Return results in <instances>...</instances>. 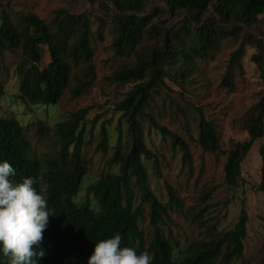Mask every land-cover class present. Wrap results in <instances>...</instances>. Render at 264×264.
<instances>
[{"label":"trees","instance_id":"obj_1","mask_svg":"<svg viewBox=\"0 0 264 264\" xmlns=\"http://www.w3.org/2000/svg\"><path fill=\"white\" fill-rule=\"evenodd\" d=\"M97 1L110 9L108 2ZM151 1L116 3L111 46L120 57L135 51L137 62L133 67L122 66L108 78L112 83L132 85L117 105L122 121L116 129L117 145L110 163L115 165L116 171L102 173L89 185L82 203H77L76 198L88 175L83 149L90 110L71 113L67 120L57 123V148L53 153L40 156L27 138L24 126L16 119L0 116V160H7L16 170L10 179L21 182L29 176L37 178L34 187L43 193L51 210L39 245L44 255L37 258V264H87L95 243L116 233L121 234V247L135 248L137 254L148 251L153 257L152 264H236L244 256L249 223L244 204L232 229L218 231L216 223L207 225L208 238L195 241L188 250L181 251L171 226V212L184 213L183 203L171 185L166 186L168 200L165 203L150 187L147 162L153 153L145 142L143 120L148 119L152 130L169 137L173 148L182 153L183 163L193 169L190 144L146 114L145 108L155 94L161 93L160 85L165 84L166 78L176 83L185 80L190 71L189 62L219 49L229 36L242 41L231 53L227 75L241 59L247 45L258 48L260 53L254 59L263 69L264 39L246 30L264 13V0H162L165 5H157L152 14H147L145 9ZM177 11L187 12L178 29L163 27L154 21L156 16ZM144 34L163 36L164 46L153 49L150 55L139 53L136 47ZM41 48L48 50L50 62L46 67L40 65ZM8 52L19 53L15 69L19 79L17 99L26 106L58 105L70 86L73 68L80 65L84 67V78L77 79L73 96L81 97L95 84L91 23L82 15L60 11L51 29L34 14L19 12L12 17L3 11L0 56ZM228 77L224 76L222 85L233 91L235 84ZM5 92V84L0 81V99ZM195 109L199 130L197 144L206 153L225 156L221 186L239 189L243 181L242 165L256 142L264 138V97L255 106L247 126L249 139L234 143L227 151L221 147L215 123L205 117L201 108L195 106ZM38 130L43 132L42 125ZM101 133L99 150L107 154L110 137L106 126H102ZM259 154L262 165L258 189L264 193V142ZM221 186L204 190L202 200L211 199ZM138 196L142 204L135 205ZM143 205L149 207L150 235L141 227ZM211 209L206 207L207 211ZM200 221L201 224L207 222L203 218ZM0 264H10V257L3 252H0ZM259 264H264V257Z\"/></svg>","mask_w":264,"mask_h":264},{"label":"rangeland","instance_id":"obj_2","mask_svg":"<svg viewBox=\"0 0 264 264\" xmlns=\"http://www.w3.org/2000/svg\"><path fill=\"white\" fill-rule=\"evenodd\" d=\"M122 0H103L110 9L104 8L97 0H0V15L3 11L15 17L19 12L34 14L51 29L57 22L58 13L68 10L71 14L89 18L91 23L92 46L94 49L93 66L95 84L92 88L75 98L72 94L77 79L84 78L82 65L73 68L69 88L56 106H26L17 99L19 79L16 76L18 55L13 52L0 56V81L5 84V96L0 99V116L16 119L23 126L33 149L41 154L53 153L57 148L55 134L57 123L67 120L71 113L88 108L90 125L85 140L83 154L88 161V175L76 198L82 203L87 188L97 181L102 173L116 171L110 164L117 145L116 129L122 121L117 105L132 85H122L109 81L122 66L136 64L135 51L120 57L112 48L114 34L112 24L116 3ZM165 5L162 0L151 1L145 12L152 14L157 5ZM210 13L207 14L209 16ZM156 15V14H155ZM187 12L177 11L155 17L163 27L180 28ZM264 39V13L246 30ZM242 40L231 36L224 39L219 49L204 58L195 57L189 62V74L185 80L176 81L166 78L157 93L145 108L152 116L171 132L182 137L190 144L193 169L182 161V153L173 148L171 139L150 128L148 119L143 120L145 142L153 157L147 162L149 183L154 194L162 203L168 200L167 185H171L183 203V212H171L175 238L181 251L188 250L195 241L208 238L207 225L216 223L218 231L232 229L238 221L244 204L249 216L248 234L245 239V252L236 264H259L264 257V193L258 187L261 181L260 145L264 138L257 141L242 165L243 181L237 190L221 186L224 181V155L210 154L197 144L198 115L195 106L203 110L205 117L217 126L221 147L229 150L234 143L249 139L247 126L255 106L264 97V52L263 69L259 68L254 56L259 54L254 45H247L241 59L234 64L230 75L231 53L239 48ZM164 37L144 34L136 51L150 55L152 50L164 46ZM41 67L50 62L48 50L41 48ZM179 64V61L176 65ZM224 76L235 84L233 91L222 85ZM149 78V77H148ZM94 121V122H93ZM42 125L43 132L38 128ZM102 126L107 127L110 137L108 153L99 150L102 140ZM125 129L127 125H124ZM221 186L214 196L203 201L204 190ZM139 193H137L138 195ZM142 204L139 196L135 205ZM210 206V211L206 207ZM141 227L151 234L149 207L143 205ZM201 218H198L199 216ZM202 218L207 221L201 224ZM179 252V250H177Z\"/></svg>","mask_w":264,"mask_h":264},{"label":"clouds","instance_id":"obj_3","mask_svg":"<svg viewBox=\"0 0 264 264\" xmlns=\"http://www.w3.org/2000/svg\"><path fill=\"white\" fill-rule=\"evenodd\" d=\"M15 171L7 160H0V252L10 257V264H37L44 255L39 245L51 210L34 187L37 178L14 182L10 177ZM121 239L116 233L98 240L87 264H152L148 251L137 254L135 248L121 247Z\"/></svg>","mask_w":264,"mask_h":264}]
</instances>
